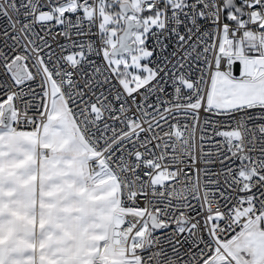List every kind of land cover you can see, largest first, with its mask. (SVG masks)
Segmentation results:
<instances>
[{"label":"snow or ice","instance_id":"obj_1","mask_svg":"<svg viewBox=\"0 0 264 264\" xmlns=\"http://www.w3.org/2000/svg\"><path fill=\"white\" fill-rule=\"evenodd\" d=\"M0 264H264V0H0Z\"/></svg>","mask_w":264,"mask_h":264}]
</instances>
